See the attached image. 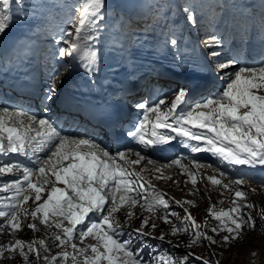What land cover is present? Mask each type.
Segmentation results:
<instances>
[{"label":"rangeland","instance_id":"obj_1","mask_svg":"<svg viewBox=\"0 0 264 264\" xmlns=\"http://www.w3.org/2000/svg\"><path fill=\"white\" fill-rule=\"evenodd\" d=\"M121 1L0 0V44L3 31L13 27L10 26L11 22L7 25L8 21L17 15L21 20L28 19L38 26L39 30L35 34L31 32L33 36H41L44 31H60V21L56 18L61 13L64 15L63 19L69 16L70 22L66 24L69 28L68 36L58 34L64 39L61 48L55 47L48 54L54 63L52 69L65 72L72 66V47L78 45L76 39L82 33L84 25L90 32L88 36L96 34L98 43L109 45L106 55L109 57L112 54L114 59L118 56L115 53L116 46L122 49L125 46L146 49L148 45L153 44L157 47L164 40V36H170L171 33L176 34L173 41L176 45L185 44L187 48H191L192 44L196 47V52L202 53V47L206 45L199 41L200 32L218 38L219 42L224 36L223 29L233 26L228 20L229 10L225 13L221 11L222 2L227 0H184L186 9L191 12L189 19L179 11L171 12L169 8L159 6L158 3H163L164 0H124L121 6L128 3L130 6L135 5L138 10L144 7L145 9L137 13H123L119 17L118 3H122ZM205 3L200 9L199 6ZM249 3L246 2L247 5ZM256 3L257 0H254L253 4ZM258 6L252 7L253 10L259 11L263 5ZM236 8L235 6L231 14H234ZM195 10H198L200 15L203 14L199 25H195V17L192 15ZM253 10L251 9V17H248V20L254 19ZM48 18L51 19L49 25ZM125 18L130 22L129 26L139 22L140 27L148 30L147 36L133 41L131 35L125 32ZM143 18L145 21L148 19L150 25L143 26L140 22ZM249 28L250 26L243 27ZM238 31L240 30L235 31L234 35H237ZM113 34L119 38L112 37ZM128 40L130 43L127 45ZM209 44L211 46L216 42ZM209 44L207 45L212 52ZM164 47L176 52L185 48H176L171 44L168 46L167 42L163 41L158 50ZM55 49L59 50V53H56ZM226 51L218 58L221 61L218 67L223 74L231 67V60L227 57L229 47ZM158 61L160 60L156 62ZM48 65L44 61L45 75L50 78ZM89 65L87 63L86 67ZM263 66L252 68L260 69ZM256 70L252 71L255 73ZM55 71L53 72L56 73ZM259 71L261 72H258L255 78L252 76L254 73L248 74L249 77H241L243 86L242 80L240 82L237 77L239 71L233 69L229 72L231 78L224 82L223 86V91L231 88L237 93L240 101L243 99L249 104L248 107L241 108L239 114L247 120L245 126L257 130L244 127L246 131L241 133H246V136L239 146H255L253 149L256 151H260L264 146V68ZM216 81L219 84L222 79L218 78ZM208 99L209 96L203 101ZM228 102L223 100L210 103V109L206 105L203 107L212 109L215 118L224 128L241 131L243 127L238 126L235 121L237 115L232 109L228 110L230 118L234 120L232 123H226L218 116L227 109ZM9 115L0 110V128L2 122L25 121H19L21 119ZM69 149L73 151L71 146ZM123 154L128 152L123 151ZM153 160L152 164L159 165L160 169L170 167V161ZM61 161L60 153L53 152L47 167L40 169L37 176L34 175L27 190L22 188L25 192L24 199H21L22 205L0 212V264H264V183L260 182L264 180L250 176L246 178L238 171L224 173L226 168L216 167L215 171L220 177L217 182L216 179L209 178L208 173L212 171L201 166H192L196 176L191 178L192 176L188 175L190 166H175L174 162L170 165L175 166V172H179L177 176L171 177L169 171L168 178L161 174H149L148 183L144 180V174L133 172L132 168L120 159L119 163L124 172L120 178L123 180L121 191L131 197L128 189H135L133 198L123 195L117 197L116 200H120L117 207L112 205L111 200L100 206L98 209L102 215L107 211L102 221H98L101 216L96 217L77 236L76 231L73 234L71 232L80 204L71 206L65 201L48 203L53 188H61L73 180L60 181L56 186V169ZM196 163L203 162L197 159ZM6 173L7 170L3 169L0 171V177ZM155 178L157 184L152 183ZM72 182L71 186L74 184ZM8 184L9 182L6 183ZM116 186L118 184H109L101 193H112ZM112 195L114 197L115 193ZM144 196L149 199L142 201ZM136 200H140L139 203H136ZM119 224L123 225L124 230H117ZM116 233L120 234L117 236ZM107 242H110V246H107Z\"/></svg>","mask_w":264,"mask_h":264},{"label":"bare ground","instance_id":"obj_2","mask_svg":"<svg viewBox=\"0 0 264 264\" xmlns=\"http://www.w3.org/2000/svg\"><path fill=\"white\" fill-rule=\"evenodd\" d=\"M118 4L119 17L122 16L123 13H137V11L142 12L145 9L144 7V9L141 8L138 10L135 5L130 6L128 3H126L125 6H121L123 2ZM139 6L140 5H138V8ZM33 29L36 30L37 28L34 26ZM87 32L88 28L85 26V33L81 36L80 41L84 45L94 47L97 45L98 36L94 34L92 38H87ZM13 35L14 39H12ZM230 35L231 31L226 29L224 33L225 43H219L218 38L212 37L203 38L200 41L201 43L205 44L207 48V44L213 41L216 42V44L211 45L214 49V54L210 53L213 57V60H215V58H217L219 55L224 54V51L228 45L227 40ZM32 37V34H30L29 24L27 23V20L24 19L20 25L15 27L14 30H11V32L6 35L3 43L1 44L2 55L7 57L13 55L14 49L18 48L19 42L21 40L30 41ZM112 37H115L116 39L119 38L116 34H113ZM178 47H185L186 49L182 48L180 51L176 52L174 49L164 47L163 49H160V51L157 49L135 51L132 53L131 48L128 47L125 62L117 65V62L113 59V57L110 60L105 58L104 47H101L100 50L94 55V53L89 52L80 45H77L72 51L74 53L72 60L75 64L69 67V69L61 76H57L56 73L51 71L49 79L53 83H57L56 87H52V89L58 93L57 96L64 89L70 90L76 94H82L83 92H93L100 90L102 85L106 86V84L109 82H115L117 76H121L123 79H130L132 76H144L146 72H150L148 75H150L152 78L159 80L162 83L168 82L169 85L173 86H176V84L179 82H183L178 81L173 77L176 74H178L183 80L188 78H197V74L202 75L204 78H206L205 76H208L206 79L211 82L213 78L211 75L206 74L205 66L203 65L201 59L198 58L201 57V55L198 52H194L195 47L192 45V48L188 49L185 44L177 46L176 48ZM167 50H169L167 55H162V53ZM19 53L20 54L16 56L14 61H11L10 64H8V60H10L9 58L1 62L0 81H10L13 78V74L22 72L38 63L37 56L35 55V48L30 52V55L24 52L22 49H20ZM97 58L101 60L99 67L95 65ZM156 59L160 61L156 62ZM87 60L91 61L90 68L85 69L84 64ZM132 60H143L145 64L141 62L137 63ZM115 65L117 66L115 67ZM259 70L260 69H257L254 73L251 69H241L237 74V77H239L238 80L241 82L243 77H249L248 74L251 73L255 74L252 75L253 78H255L258 72H261ZM218 76L220 78V73ZM221 76L223 77L224 81L228 80L230 77L227 73H221ZM214 82L215 80L211 82L212 84L210 83L211 88L214 85ZM241 85H243V80ZM210 89H207L205 94H209ZM172 90L176 91L175 88H172ZM245 91L247 92L246 89ZM236 94L237 93L233 91L231 98H228V96L222 93L221 97H224L227 101H232V103L229 104L225 111H222L219 114L226 123H232L233 119L230 118L228 113V110L232 109L237 114L236 122L244 124L247 120H244L241 117L239 110L241 108L248 107L249 104H247L243 99L241 100V103L240 99H238V95ZM174 95L178 96V94ZM176 98L170 100L169 102L164 98L155 106L151 105L148 107L147 102H141L137 106L135 117L140 119L142 129L141 131L135 133L134 139L131 143H127L128 147H131V150H129L128 154H120V157L124 156L123 160L130 166V168H132L133 172H141V174L145 175V180L150 183V178L148 177L149 174H161L162 176L168 178L169 174L167 171H169V173H171V177H173L179 173L175 172V166H181L182 164H185L186 167L190 166L191 168L188 173V175L192 176L191 178L196 176V171L192 170V166H201L207 170L210 169L212 172L208 173L209 178L216 179L217 182L220 181V177L215 171L216 167L219 169H222V167L226 168V171H223L224 173L238 171L242 175L250 176L257 180H264V167H262L264 166V146L260 151L253 149L255 146L249 148L245 144L240 148L239 144L245 138L246 133H235L233 128L231 131H229L217 122L214 111L212 109L209 110L210 102L216 101V98H209L208 101L210 102H205V104L198 106V108H196L193 113H188L186 109L187 107L181 109L179 99ZM233 99L237 102H234ZM203 105H206L209 109L203 107ZM0 109L3 111V114L11 113V115H13V110H11L9 113L3 108ZM152 115H154V119L151 118ZM42 123L47 126L52 124L57 127V123L55 122L45 121ZM242 127L244 128L245 126ZM4 131L5 132L1 133L0 135V156L15 159V157L20 156V153L24 151L27 146L31 145L26 129L20 130L15 124H7L4 127ZM5 133L8 134V139L12 143L9 146H6ZM2 134L4 138L2 137ZM60 143H62V145L57 146L56 148L57 152H59L61 155L62 161L59 163L60 167L57 169L56 186L60 181L68 182L69 180L76 177L77 172L75 171L77 168H82L85 170V173L80 172L79 175L89 179V182L85 184L84 190L86 191L87 195H90L96 199L100 198L98 191L103 188L104 182L109 181L107 178L105 181H101L96 177L97 173H100V169H105L106 175H122L120 168L115 165L116 159L119 158L118 155L107 152L102 147V145H100V143L87 141L86 138H82L81 140L75 139V141L64 139ZM82 143H86L87 146H81ZM219 143L221 146H227L228 149L234 150L237 155L234 156L227 153L222 147L219 146ZM63 144L67 147L71 146L73 151H71L66 146H63ZM163 149H169L174 155H181L184 157V159L181 160L176 158L171 162H175V166L169 165L170 167L167 169H160L159 165L152 164L153 160H151L150 157L159 158ZM237 156H245L252 160L253 163L244 160H237ZM50 158L51 156H47L46 158L41 159V169L47 167L48 160ZM195 159H201L204 162L196 163ZM24 160L25 159L22 157L19 158V161L21 162H24ZM54 161L56 162L57 158H55ZM104 162L105 164H103ZM231 166L235 167L236 169L234 170V168ZM6 167L7 164H0V170L5 169ZM23 171L24 170L21 165L13 170H9L8 173L4 174L3 177H0V186L4 185L2 182H4L6 179L20 178L23 175ZM36 173H39V171ZM116 181L119 182L120 180L116 179ZM152 183L157 184L156 178L152 181ZM69 184L61 188H53L51 190L48 203H54L56 200H60L65 197H67L68 200H73V190L72 186L70 187ZM76 184H79V182L76 181ZM14 188L20 189L19 185L17 186L16 184L10 185L6 189H1L0 199L5 198L8 194H12ZM162 190L168 191L166 189ZM117 191L118 193L113 202L115 207H117V204L120 203V200H116L117 197H123L124 195L122 191ZM134 191L135 190H132V192ZM74 193L76 197L79 198L81 204H83V207L87 208L78 212V215H81L84 212H90L91 207L88 204L82 202L83 199L80 193ZM108 199L109 197H106L100 201L103 202ZM146 199H149V197H144L141 200L145 201ZM128 200L130 201V199ZM136 203L139 202L136 201ZM76 217L77 215L75 218ZM82 225H88V221L80 222L78 226H76L75 233L77 236L81 232L79 227ZM106 244L107 246H110V242H107Z\"/></svg>","mask_w":264,"mask_h":264},{"label":"trees","instance_id":"obj_3","mask_svg":"<svg viewBox=\"0 0 264 264\" xmlns=\"http://www.w3.org/2000/svg\"><path fill=\"white\" fill-rule=\"evenodd\" d=\"M190 258V257H189ZM191 259V258H190Z\"/></svg>","mask_w":264,"mask_h":264}]
</instances>
